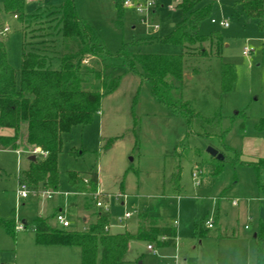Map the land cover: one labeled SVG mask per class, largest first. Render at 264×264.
I'll return each instance as SVG.
<instances>
[{
    "label": "rangeland",
    "instance_id": "374dc122",
    "mask_svg": "<svg viewBox=\"0 0 264 264\" xmlns=\"http://www.w3.org/2000/svg\"><path fill=\"white\" fill-rule=\"evenodd\" d=\"M152 1L154 7L148 14L124 7L119 26L115 0H76L79 15L89 20L112 55L105 61L91 55L81 61L85 66L83 60L91 58L88 67L103 77L102 83L84 87L101 91V112L92 124L64 135L60 195L55 202L44 196H17L19 178L29 167L28 153H35L27 145L26 131L21 134L22 154L0 151V217L28 223L26 230L16 231L15 238L0 229V264H82L79 248L36 244L34 221L56 214L57 203L71 220V227L66 228L70 231L88 230L98 213L109 215L112 234L136 233L140 210L178 222L176 247L159 248L150 242L155 254L147 250L148 242L133 241L121 264L256 263L254 235L264 219V170L259 172L253 165L264 158V0L262 13L255 17L245 12L246 0H198L199 8L214 3L199 33L220 38L189 48L145 43L170 34L185 17L175 0ZM46 4L58 8L60 1H28L26 15L47 10ZM1 20L0 39L6 43L10 65L19 70L22 25L12 15L4 14ZM222 22L229 26H221ZM155 26H159L156 34ZM124 47L131 55H184V79L165 93L166 103L152 94L150 83L129 72L125 58L118 56ZM224 65H231L236 73L229 92H223ZM53 69H60L58 60ZM117 79L118 89L104 94V84ZM10 132L0 128L2 135ZM210 148L225 160L212 157ZM198 168L203 170L200 186L193 180ZM69 172L84 178L98 173L104 208H97L93 194L78 196L69 184ZM178 173L179 185L175 183ZM73 203L77 206L72 207ZM126 213L132 218L119 224L118 218ZM217 217L218 227L209 230L207 221ZM51 222L58 225L54 219Z\"/></svg>",
    "mask_w": 264,
    "mask_h": 264
},
{
    "label": "trees",
    "instance_id": "16d2710c",
    "mask_svg": "<svg viewBox=\"0 0 264 264\" xmlns=\"http://www.w3.org/2000/svg\"><path fill=\"white\" fill-rule=\"evenodd\" d=\"M28 1L3 0V6H0V21L4 14L16 16L24 36L19 70L10 65L6 43L0 39V128L14 131L13 136L0 135V149H19L21 134L26 131L28 147L39 149L47 156L42 161L31 163L30 169L22 175V181L30 189L58 192L59 157L64 135L71 133L75 127L92 124L102 107L101 91L84 89L88 85L102 83L101 72L89 65H82L81 61L90 55L105 61L112 55L107 53L92 26L79 17L76 0H62L58 8L37 11L32 16H27L25 12ZM115 1L118 24L122 26L125 0ZM198 2L184 0L178 7L183 10L185 17L175 29L164 37L146 39L145 43L189 48L213 42L214 38L218 40L217 35L205 37L199 33L201 23L211 17L214 3L199 8ZM243 4L249 16H259L263 11L262 0H246ZM58 35L61 41H57ZM203 53H206L205 50ZM118 56L125 58L129 72L139 75L143 82L150 83L152 94L163 103H166L165 93L172 90L175 82L184 79V55H131L124 47ZM55 60L60 62L58 70L53 69ZM235 82V69L231 65H224L223 92L231 91ZM104 85V94H112L119 87V79L108 86ZM253 165L259 172L263 171L264 158ZM179 178L180 173L175 178L178 185ZM68 181L79 194L88 195H95L100 183L96 172L89 174L88 182L80 173L69 172ZM56 217L57 214H54L34 221L36 244L79 248L82 264H121L133 241L151 242L159 248L176 244L175 225L165 218L148 214L140 215L136 234H112L109 215L103 213H98L97 221L81 232L66 230L52 223L51 220L56 221ZM17 225L15 220L0 217V229L12 238L16 237ZM255 243L257 264H264V222L259 225Z\"/></svg>",
    "mask_w": 264,
    "mask_h": 264
},
{
    "label": "built area",
    "instance_id": "2783aa9c",
    "mask_svg": "<svg viewBox=\"0 0 264 264\" xmlns=\"http://www.w3.org/2000/svg\"><path fill=\"white\" fill-rule=\"evenodd\" d=\"M36 2H39L40 0H35ZM137 0H125L124 2V7H134L136 9V11L140 14H148L150 13L151 9L154 7V2L152 0H146L144 3L142 2H136ZM176 2H178L179 4H181L184 0H175ZM212 23L217 24L216 20H212ZM221 26L223 27H228L229 24L227 22H222ZM9 30V28L7 27L4 31L7 32ZM159 30V26H155L153 27V32L154 34H156ZM249 51H245V55L248 56ZM91 58L87 57L83 60L84 64L88 65L87 63H89ZM40 153H42L45 158L47 156L46 153H43L40 151ZM201 171L200 170H196L193 173V180L196 186H200L201 185ZM86 182H88V180H86ZM57 192H53V191H48V190H43V189H30L29 186L22 181V178L20 176V180H19V187L17 190V196L19 199H28L30 196H44L48 199H51L53 197V195H55ZM101 193L99 192V190L96 192V194L94 195V198L97 200L96 201V206L99 209L104 208V202L102 200H100L99 198L101 197ZM107 210V209H106ZM132 214L131 213H126L123 217L118 218V222L119 224H123L125 223L127 220L132 218ZM56 221L57 223L64 229L69 228L70 227V222L67 220V218L63 215V214H58L56 217ZM214 220L210 219L207 221V226L209 229H213L214 228ZM17 231H23L25 229L24 225L22 223H18L17 225ZM149 250L153 251L155 254H157V251H155L154 247L152 245L149 246Z\"/></svg>",
    "mask_w": 264,
    "mask_h": 264
},
{
    "label": "crops",
    "instance_id": "0c3cea01",
    "mask_svg": "<svg viewBox=\"0 0 264 264\" xmlns=\"http://www.w3.org/2000/svg\"><path fill=\"white\" fill-rule=\"evenodd\" d=\"M30 1H33L34 3H36V4H39V3H41V1L42 0H40L39 2H36L35 0H30ZM60 1V5H61V3H62V0H59ZM3 6V5H2ZM40 8V7H39ZM45 8H47V9H50V8H52V5H50V4H46L45 5ZM54 8V7H53ZM155 13V12H154ZM78 15H79V12H78ZM79 17L81 18V19H83L84 21H87L90 25H91V23L89 22V20H87V19H85V18H82L80 15H79ZM15 19H17V17L15 16ZM2 21V20H1ZM9 28V30L7 31V32H5V33H8V32H10V26H8V25H6L5 26V29L6 28ZM93 28V27H92ZM94 29V28H93ZM95 30V29H94ZM95 32L97 33V35L99 36V39H100V41H101V37H100V35H99V33L95 30ZM101 43H103L102 41H101ZM21 63H22V60H21ZM10 130V129H9ZM0 135H2V134H0ZM14 135V131L13 130H11V132L9 133V134H3V136H13ZM22 149L23 148H19V149H17V150H11V149H5V150H2V149H0V151H12V152H15L17 155H19V154H22ZM40 151L41 150H39V149H36L35 150V153H28V155H29V167H28V169L26 170V172L30 169V167H31V163H33V162H39V161H42V160H44L45 159V156L42 154V153H40ZM220 153V152H219ZM222 154V153H221ZM42 157L41 158V160H39V157ZM32 157H35V161H32ZM261 159V158H260ZM198 170H200L201 171V173H202V175H203V170L200 168H198ZM21 178H22V176H21ZM86 180H88V178H85ZM19 180H20V178H19ZM99 187H100V183H99ZM102 194V193H101ZM58 195H60V193H59V191L55 194V195H53V197L50 199V200H52V201H56V196H58ZM66 195H70V193H66ZM84 194H79L78 196H83ZM84 204V203H83ZM233 204L234 205H237V202L236 201H234L233 202ZM75 206H77V204H75V203H73L72 204V207H75ZM55 211H56V214L58 215V214H63L66 218H67V220L70 222V227H71V220L66 216V214H65V211L63 210V207H61L60 205H59V203H57L56 205H55ZM141 214H147L145 211H141L140 210V212H139V217H140V215ZM107 215V214H106ZM153 217V216H152ZM159 218V217H158ZM214 220V228L213 229H215L216 227H218V225H219V219H218V217L217 218H214L213 219ZM262 222H264V219H262L261 221H260V223H262ZM84 223L86 224V223H88V217H85L84 216ZM260 223H259V225H260ZM26 224H28L26 221H24L23 222V225H24V227H25V229L24 230H26ZM174 225H175V227L178 225V222L177 221H175L174 222ZM69 227V228H70ZM177 228V227H176ZM138 229H139V222H138V228H137V232H138ZM209 229V228H208ZM213 229H209V230H213ZM23 230V231H24ZM136 232V233H137ZM131 233V232H130ZM136 233H132V234H136ZM121 234V233H120ZM204 234V232L202 231V235ZM257 234V233H256ZM256 234L254 235V243H255V237H256ZM235 235V234H234ZM177 240H178V231H177V239H176V244H175V246L174 247H176L178 244H177ZM149 246H150V244L148 243V245H147V250L148 251H150V252H153V251H151V250H149ZM153 247H154V245H152ZM154 249H155V247H154ZM130 250V249H129ZM154 253V252H153ZM255 257H256V263L255 264H257V251H256V243H255Z\"/></svg>",
    "mask_w": 264,
    "mask_h": 264
},
{
    "label": "water",
    "instance_id": "95a60500",
    "mask_svg": "<svg viewBox=\"0 0 264 264\" xmlns=\"http://www.w3.org/2000/svg\"><path fill=\"white\" fill-rule=\"evenodd\" d=\"M208 152L210 153V155H212V157L216 158L219 161H224L225 160L224 155L219 153L217 150H214V149L210 148L208 150ZM32 161H35V157H32Z\"/></svg>",
    "mask_w": 264,
    "mask_h": 264
}]
</instances>
